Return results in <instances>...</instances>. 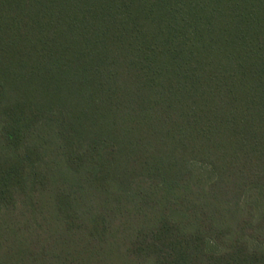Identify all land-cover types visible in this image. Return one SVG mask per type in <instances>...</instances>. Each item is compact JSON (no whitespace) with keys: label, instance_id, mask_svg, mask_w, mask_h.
Segmentation results:
<instances>
[{"label":"trees","instance_id":"1","mask_svg":"<svg viewBox=\"0 0 264 264\" xmlns=\"http://www.w3.org/2000/svg\"><path fill=\"white\" fill-rule=\"evenodd\" d=\"M0 264H264V0H0Z\"/></svg>","mask_w":264,"mask_h":264}]
</instances>
